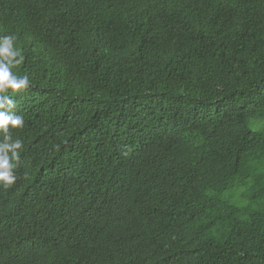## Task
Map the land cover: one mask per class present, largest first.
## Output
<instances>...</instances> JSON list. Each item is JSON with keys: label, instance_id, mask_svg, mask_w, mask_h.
Here are the masks:
<instances>
[{"label": "trees", "instance_id": "16d2710c", "mask_svg": "<svg viewBox=\"0 0 264 264\" xmlns=\"http://www.w3.org/2000/svg\"><path fill=\"white\" fill-rule=\"evenodd\" d=\"M4 36L0 264H264V0H0Z\"/></svg>", "mask_w": 264, "mask_h": 264}, {"label": "clouds", "instance_id": "9594fccd", "mask_svg": "<svg viewBox=\"0 0 264 264\" xmlns=\"http://www.w3.org/2000/svg\"><path fill=\"white\" fill-rule=\"evenodd\" d=\"M13 40L14 37L12 36L0 38V93H4L9 88L15 93L29 85L26 75L17 76L11 71L12 67L20 64L23 60L19 49L13 48ZM17 57L20 59H16ZM5 107H7V111H0V130L5 133L4 143H0V185L8 187L16 180L13 172L16 167L14 162L19 161V150L22 148L21 141L11 140L9 125L13 129L18 128L24 124V121L21 116L10 113L15 104L9 95H0V109H5Z\"/></svg>", "mask_w": 264, "mask_h": 264}, {"label": "rangeland", "instance_id": "374dc122", "mask_svg": "<svg viewBox=\"0 0 264 264\" xmlns=\"http://www.w3.org/2000/svg\"><path fill=\"white\" fill-rule=\"evenodd\" d=\"M248 129L254 133H260L264 135V121H249Z\"/></svg>", "mask_w": 264, "mask_h": 264}, {"label": "bare ground", "instance_id": "6f19581e", "mask_svg": "<svg viewBox=\"0 0 264 264\" xmlns=\"http://www.w3.org/2000/svg\"><path fill=\"white\" fill-rule=\"evenodd\" d=\"M23 95V94H22ZM31 105V104H30ZM18 110V109H17ZM26 112V111H25ZM46 127V126H45ZM51 134V133H50ZM50 136V135H49ZM38 140V139H37ZM34 142V141H33ZM39 142V141H38ZM41 143V142H40ZM47 143V142H46ZM42 144V143H41ZM27 145V144H26ZM45 145V144H44ZM37 147H38V144H37ZM26 148V147H25ZM20 152V151H19ZM21 157V156H20ZM57 157V156H56ZM55 157V158H56ZM51 158V157H50ZM53 158V157H52ZM51 158V159H52ZM58 158V157H57ZM53 160H54V158H53ZM57 160V159H56ZM61 160V159H60ZM62 161V160H61ZM56 163V162H55ZM62 163H64V162H62ZM65 167V166H64ZM67 168V167H66ZM62 169H63V167H62ZM60 177H63V176H60Z\"/></svg>", "mask_w": 264, "mask_h": 264}]
</instances>
